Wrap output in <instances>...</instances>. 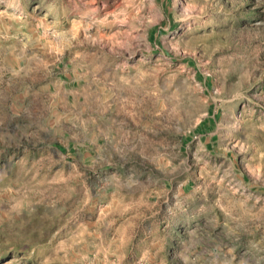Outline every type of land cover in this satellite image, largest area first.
<instances>
[{"label": "rangeland", "instance_id": "374dc122", "mask_svg": "<svg viewBox=\"0 0 264 264\" xmlns=\"http://www.w3.org/2000/svg\"><path fill=\"white\" fill-rule=\"evenodd\" d=\"M0 264H264V0H0Z\"/></svg>", "mask_w": 264, "mask_h": 264}]
</instances>
